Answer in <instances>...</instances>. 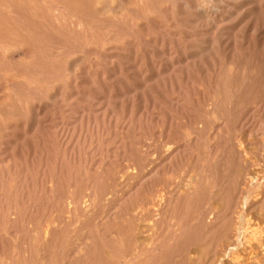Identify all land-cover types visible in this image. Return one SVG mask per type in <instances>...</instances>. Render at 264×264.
Masks as SVG:
<instances>
[{
    "label": "rangeland",
    "instance_id": "374dc122",
    "mask_svg": "<svg viewBox=\"0 0 264 264\" xmlns=\"http://www.w3.org/2000/svg\"><path fill=\"white\" fill-rule=\"evenodd\" d=\"M0 264H264V0H0Z\"/></svg>",
    "mask_w": 264,
    "mask_h": 264
}]
</instances>
